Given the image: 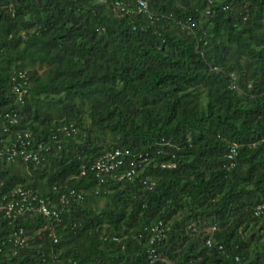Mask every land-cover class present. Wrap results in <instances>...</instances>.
Returning <instances> with one entry per match:
<instances>
[{
	"label": "trees",
	"instance_id": "obj_1",
	"mask_svg": "<svg viewBox=\"0 0 264 264\" xmlns=\"http://www.w3.org/2000/svg\"><path fill=\"white\" fill-rule=\"evenodd\" d=\"M125 1L129 13L111 0H0V134L17 112L13 131L51 146L40 164L0 158V204L22 187L62 211L0 210V264H146V228L160 221L155 264H264V0H150L155 20ZM24 69L20 103L11 78ZM115 148L153 160L133 179L81 175ZM72 189L85 199L63 208Z\"/></svg>",
	"mask_w": 264,
	"mask_h": 264
},
{
	"label": "built area",
	"instance_id": "obj_2",
	"mask_svg": "<svg viewBox=\"0 0 264 264\" xmlns=\"http://www.w3.org/2000/svg\"><path fill=\"white\" fill-rule=\"evenodd\" d=\"M115 10L122 12H131L129 4L125 0H111ZM137 12L146 15L148 18L155 20L156 16L151 10L150 0H137ZM12 92L15 94L18 102L25 103V99L29 94L31 77L28 70H16L11 78ZM232 88H236L235 82L232 83ZM8 120V125L3 129L0 134V158L6 159L8 162H15L18 159H23L26 162H33L40 164L45 159L47 153L51 151V146L46 145L44 142L36 140L32 133L26 130L13 131L12 126L20 123L19 114L17 112H7L4 115ZM60 131H66L69 135L71 130L68 127L61 128ZM238 153L237 145H233L229 158L231 159V167L236 163L234 157ZM153 160L150 153H135L130 149L115 148L108 150L99 156L90 166L84 164L82 166L81 175H85L88 170L94 172L95 177L100 183H105L109 177L123 180L125 178L133 179L138 173L139 169L145 167ZM163 167H172L175 164L163 163ZM151 185H154L152 183ZM81 200L85 199L83 192L72 189L68 195L63 193L60 198L62 207L65 208L70 199ZM0 210L5 211L6 216L17 218L43 216L46 218H55L61 220V214L54 201L50 198L47 199L32 190H26L22 187L17 188L11 198L5 197L4 201L0 204ZM264 213V202L257 205L256 215ZM216 226L212 227L211 232L216 230ZM150 248L149 261L146 264H155L158 260H162L161 255L158 253V245L167 237V227L163 221L157 222L150 227L146 228ZM10 242L14 245L24 246L28 241L25 229L23 227L14 230ZM58 239L55 238V241ZM209 245L212 244L211 239L207 240ZM1 250V248H0ZM51 264H64L58 256ZM76 264V263H74Z\"/></svg>",
	"mask_w": 264,
	"mask_h": 264
},
{
	"label": "rangeland",
	"instance_id": "obj_3",
	"mask_svg": "<svg viewBox=\"0 0 264 264\" xmlns=\"http://www.w3.org/2000/svg\"><path fill=\"white\" fill-rule=\"evenodd\" d=\"M43 67H40L39 70H42ZM85 127H88L90 125V120L85 118ZM98 139V138H97ZM97 142L99 143H103V144H108L111 142V137L109 136H103L101 139L97 140ZM107 204V199L105 198H100V199H97L95 202H93V206L96 208V209H100V208H103L105 207Z\"/></svg>",
	"mask_w": 264,
	"mask_h": 264
}]
</instances>
